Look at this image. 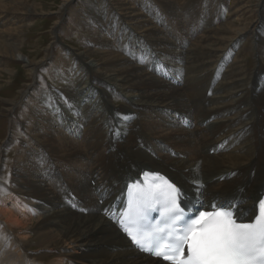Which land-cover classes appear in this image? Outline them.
I'll return each instance as SVG.
<instances>
[{
	"label": "bare ground",
	"instance_id": "1",
	"mask_svg": "<svg viewBox=\"0 0 264 264\" xmlns=\"http://www.w3.org/2000/svg\"><path fill=\"white\" fill-rule=\"evenodd\" d=\"M122 1L124 7L130 0ZM63 2L61 14L71 0ZM174 2L166 5L171 13ZM141 3L152 20L136 17L139 9L128 20L112 1H98L92 7L99 18L94 20L98 47L68 50L65 61L55 62L68 88L35 98L45 108L36 113L38 123L46 125L37 124L34 146L21 154L11 186L16 206L0 202V264H168L135 248L110 217L124 202L127 182L144 170L173 179L191 208L217 201L237 208L244 218L255 214L264 188V67L254 73L241 65L243 57H236L238 66L227 61L249 32L250 47L261 56L263 38L254 29L233 32L219 17L218 24L202 25L203 34L197 35L198 23L186 19L197 15L177 10L173 20L169 15L172 25L184 30L187 22L189 29L188 40L180 37L177 44L164 20L155 18L156 8L147 7L150 0ZM107 8L111 11L101 14ZM2 26L0 21V65L6 57L26 58L17 38ZM53 28L56 33L60 24ZM139 29L153 32L142 39ZM97 54L103 64L87 61ZM27 59L34 77L42 62ZM155 59L167 61L170 74L182 76L184 83L153 75ZM31 87L20 92V99H1L5 110L14 111ZM120 94L127 107L113 105ZM161 110L196 120L191 127L164 126ZM195 122L204 126L194 128Z\"/></svg>",
	"mask_w": 264,
	"mask_h": 264
},
{
	"label": "rangeland",
	"instance_id": "2",
	"mask_svg": "<svg viewBox=\"0 0 264 264\" xmlns=\"http://www.w3.org/2000/svg\"><path fill=\"white\" fill-rule=\"evenodd\" d=\"M63 1L65 0H0V16L2 15L0 21L3 23L2 29H4V32L6 31L5 34L17 38L20 44L19 46L26 56V58L22 57L19 61H14V59L6 57L5 61L1 63L0 100L6 98L20 99V92L28 85L32 86L27 92L28 94L26 93L23 102L12 112L6 111L4 105L0 101V202L7 204L8 207L9 205L13 208L16 206L11 186L16 170L23 160L21 154L23 153V155H27L30 151L29 149L34 146L35 141L33 140V137L37 134V124L41 125V128H45L46 125L45 123H38L36 113L38 109L45 112V108L43 106H37L35 98H43L48 91L59 93L68 88V81L59 75L57 70V67L59 69V66L55 63L56 61H65L68 56V50L80 53L84 50L83 48L98 45L96 41L98 39V33H96L94 20L99 18L95 15L92 7L97 5L100 0H71L69 8H66L61 14L62 4L64 3ZM110 1H112L114 9L118 14L124 18L127 17L128 20L135 16V9H139L136 17L140 15L142 20H152V15L149 16V18L145 16L146 4L141 3L140 5L142 0H128L129 4L124 7H121L123 5L122 0ZM174 1L150 0V4L153 5L149 4L147 7H152L153 9L156 8L159 16L155 18L159 17L164 20V24L166 25L165 28L171 30V40H175L177 44H180V37L186 38V30H189L187 29V22H183L182 24L184 30H181V28L178 29L172 25L170 17L172 19V16L177 10L179 11L177 14H182V12L186 10L189 14L195 13L197 15L196 18H191L192 16L190 15L186 18L191 23H198V26L194 24L197 35L203 34L202 25L210 23L211 26H214L218 24L217 21L220 19L222 24H227V27L230 29L233 28V32L240 29L249 32L254 29L256 32L259 31V36L264 40V0ZM170 2H174L176 5L173 8H176V11L173 13L170 12L172 11L170 8L168 9L166 7ZM27 10L33 12V15L30 18H26L25 16ZM110 11L111 10L107 8L106 10H103L101 14L106 15L107 12L109 13ZM58 23L60 24V28L55 33L53 27ZM228 23H232V25H229ZM159 27L161 28V26ZM16 31L17 33H15ZM150 32L152 33L153 31L149 29H139L136 32V35L139 38L145 39L149 36ZM249 33H246L243 38H241L242 40L239 42L237 48L232 51V55L228 59L227 65L235 64V66H238L241 64L239 61L244 60L241 64L243 67L245 65L244 69L248 71L251 70L255 73L258 67H264V41L261 47V56H257L256 48H254V50L250 47L253 37L251 36L252 34ZM258 38L259 37L255 35L256 44ZM189 46L190 44L183 49H187ZM47 51H50L48 59L46 58V55L48 54ZM27 57L31 61L37 60V62H42L41 68L34 77L27 70L28 68L26 64L29 63ZM236 57L239 59L243 58L238 60ZM102 58L103 57L100 54H97L89 58L90 60L88 59L87 61L96 63L97 59H99V64H103L104 58ZM143 59L145 60L141 61L146 63V58ZM8 69L13 71L12 75L9 74ZM218 69L220 68L218 67ZM169 70H172V67L167 61L161 59H155L153 66L150 68L153 75L160 80L162 79V81L174 85H182L185 81L184 78L176 74L171 75ZM221 70H223V67H221ZM209 93L210 91L208 94ZM113 105L118 108L122 106L127 107L128 103H126L125 97L120 94L119 96H116ZM161 111L164 116L163 118L161 117L160 121L164 126H169L170 123H178L184 127H191V121L196 120V118H183L178 113L172 115L171 113H166V111ZM39 114L40 113H38V115ZM129 121L131 122L132 120L129 119ZM194 124V128L197 126L200 127V125L204 126V124L199 125L196 122ZM259 129L261 130L260 126H257V130L260 132ZM122 134L123 133H121V135ZM167 151L172 155H176L177 153L173 147H168ZM213 154L214 151H211V155ZM58 170H60V168H58ZM8 198H10V200H8ZM72 199L75 200V197L72 196Z\"/></svg>",
	"mask_w": 264,
	"mask_h": 264
},
{
	"label": "snow or ice",
	"instance_id": "3",
	"mask_svg": "<svg viewBox=\"0 0 264 264\" xmlns=\"http://www.w3.org/2000/svg\"><path fill=\"white\" fill-rule=\"evenodd\" d=\"M168 186L179 195L178 189ZM261 206L264 207V201ZM182 215V210L177 208L174 216ZM183 223L186 225L183 233L173 241L175 250L161 251L159 238L145 241L131 231L129 236L142 251L163 256L172 264H264V220L257 218L252 224L237 223L230 212H216L200 213L195 220ZM191 224L199 227L191 229ZM184 243H188L186 258H182Z\"/></svg>",
	"mask_w": 264,
	"mask_h": 264
}]
</instances>
